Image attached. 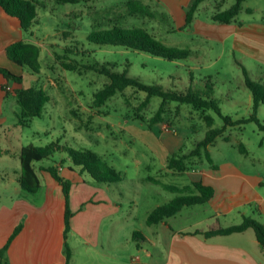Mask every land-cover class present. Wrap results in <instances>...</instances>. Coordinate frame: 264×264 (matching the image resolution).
I'll return each mask as SVG.
<instances>
[{
    "label": "rangeland",
    "instance_id": "obj_1",
    "mask_svg": "<svg viewBox=\"0 0 264 264\" xmlns=\"http://www.w3.org/2000/svg\"><path fill=\"white\" fill-rule=\"evenodd\" d=\"M39 1L40 22L34 27L33 39L43 46L42 71L39 75L24 67L26 71L39 76L38 81L27 84L26 78L25 83L44 87L52 99L46 104L41 117H35L29 125L16 129V142L20 146L22 143L46 145L60 141L75 148H90L99 152L123 172L122 180L111 183L110 194L113 195L116 191L119 198L135 201L130 202V206L137 209L138 213L135 225L138 229L147 231L148 227L144 222L146 207L168 202L176 193L158 186L155 188L160 189L151 192L152 184L144 178L152 176L163 183L180 186L189 184L190 174H163L168 158L164 155V162L161 161L153 149L154 143L148 142L144 133L152 131L159 135L162 131L177 130L175 136L180 145L176 153L179 155L192 151L197 142L205 137L209 129L205 120L206 113L214 117V127H223L224 119L212 109L203 113L189 104L168 102L164 107V121L158 122L151 129L149 121L133 117L138 112L150 120L158 111L162 99L154 96L143 106L147 93L131 87L117 93L105 105L97 107L94 103L95 94L105 87L109 78L84 67L81 68V73L64 69L55 58L54 49L61 51L62 46L71 43L72 36L63 37V33L69 31L76 39L85 42V47L79 46L81 50L78 56L82 61H89L94 57L101 63L114 64L116 70L128 69L131 76L146 83L160 84L179 91H185L189 87L203 89L208 84L213 87L224 113L231 114L234 118L246 117L253 112L252 105L249 106L253 101L250 102L252 92L246 85L243 68L249 70L251 78L264 83V62L248 50L235 45V31L237 24L241 22L264 23V0H246L244 10L228 24L220 23L212 16L219 10L230 8L236 0H204L190 26L177 22L165 0H143L154 13L144 16L129 15L128 0H81L78 3ZM116 20L125 26L145 27L168 45L190 48L192 55L188 59L169 60L145 51L100 45L87 39L90 31L109 27ZM253 41L263 44L261 47L264 48V40ZM256 47L260 48L258 45ZM85 48L93 50L91 57L86 56L83 51ZM258 116L264 122V104L259 107ZM210 151L214 163L225 169H239L245 174L247 184L256 179L255 189L264 195V131L255 121L227 126L224 134L210 145ZM201 154L186 159L191 168L187 171L198 167V170L215 172L204 150ZM63 156H67V153L57 152L51 159L36 162L41 177L48 174L40 170L41 165L53 164L55 160L60 162ZM64 164L72 165V162ZM87 176L92 178L88 173ZM108 184L105 183V186ZM240 187L241 184L237 185L238 189ZM258 205L260 203L257 197H254L251 203L235 208L221 220L229 225L241 223V212H246V215L264 223V212ZM195 211L188 216L189 220L196 221L207 215L202 206H197ZM247 232L255 237L254 228ZM261 248L264 250V247Z\"/></svg>",
    "mask_w": 264,
    "mask_h": 264
},
{
    "label": "crops",
    "instance_id": "obj_2",
    "mask_svg": "<svg viewBox=\"0 0 264 264\" xmlns=\"http://www.w3.org/2000/svg\"><path fill=\"white\" fill-rule=\"evenodd\" d=\"M191 1L165 0L180 25L185 23L186 9ZM237 25L235 45L248 50L264 62L263 44L253 41L264 40V23L241 22ZM34 35L35 33H26L22 29L17 17L0 8V67L24 77L23 83L19 84L8 80L0 72V248L5 246L17 226L23 225L8 248L10 264H67L66 242L72 250L71 264H264L263 246L260 245L256 232L255 237L247 234L250 228L228 235L207 237L203 233L213 225L231 226L223 223L221 218L228 216L235 208L251 203L254 197H257L260 203L258 207L264 212V195L255 189L257 180L252 179L247 184L245 174L235 167L225 169L214 163L218 166L214 168L211 164L215 172L198 170V167L185 171L190 174L189 184L201 180L212 185L215 189L213 198L204 204L184 206L179 212L166 218V222L151 225L147 222L150 212L167 202L146 207L144 222L147 224V231L138 229L135 225L137 209L130 206V202L135 201L119 198L114 190L111 195V183L105 186V183L88 178L87 172L71 165L58 163L60 174L72 183L68 198L63 186L43 169L42 172L48 174L41 177L42 187L39 191L32 195L22 189L19 183V155L24 144L18 146L16 142V129L22 125L19 123L21 109L14 91L18 87H30L27 84L38 81L39 76L13 62L8 57L7 47L22 39L38 42L42 46L33 39ZM252 101L253 95L250 102ZM250 104L253 107V103H249V106ZM175 132L162 131L159 135L152 131L144 133L147 141L154 143L153 149L161 161L162 156L166 155L168 158L179 148ZM68 161L70 160L66 162ZM47 166L49 165H43ZM162 171L168 176L186 174L168 167ZM144 180L151 182V192L160 189L155 188L156 186L168 189L159 178L148 176ZM239 184L240 189L237 188ZM174 193L177 195V192ZM197 206H202L207 215L196 221L189 220L188 216L196 212ZM68 211L71 217L66 238ZM241 214L243 221L245 217H250L246 212ZM136 231H139L137 236Z\"/></svg>",
    "mask_w": 264,
    "mask_h": 264
},
{
    "label": "trees",
    "instance_id": "obj_3",
    "mask_svg": "<svg viewBox=\"0 0 264 264\" xmlns=\"http://www.w3.org/2000/svg\"><path fill=\"white\" fill-rule=\"evenodd\" d=\"M58 3H78L81 0H56ZM204 0H192L186 9V18L184 26H190L196 17V12ZM246 0H236V2L226 10H219L212 16L214 20L220 23H231L244 10ZM41 5L39 0H0V8L8 14L19 19L22 29L26 33H35L34 27L39 24L38 6ZM127 10L129 15H153L151 7L141 0H128ZM183 26V27H184ZM72 36L70 44L62 46V50L54 49L55 58L66 70L82 72L84 67L96 71L109 78L108 83L95 94L94 103L97 107L105 105L110 98L119 92H124L129 87L138 91L147 93L142 105L149 103L154 96L161 97V105L156 114L147 120L143 114L135 113L134 119H141L148 122L149 128L161 121H164L165 105L168 102H177L179 104H189L194 108L206 113L208 110H214L225 121L223 127H214V117L210 114L205 115V120L209 129L203 139L199 140L196 147L189 153H173L168 157L167 167L179 173L191 169L190 164L186 163L187 158L194 155H202L204 150L207 159L214 168L211 155L210 145L214 143L217 137L224 134L227 126L242 125L250 121H255L261 130L264 131V122L258 116V110L264 104V84L252 79L247 69L244 67L246 85L250 88L253 95V112L249 116L234 118L231 114H226L214 93L213 87L206 84L203 89H194L189 87L185 91L165 88L160 84H150L141 79L131 76L128 69L124 71L116 70L115 65L110 62L101 63L94 59L82 61L78 56L81 47L85 42L76 39L74 34L69 31L63 33V37ZM87 39L100 45L123 46L126 48L145 51L150 54L163 57L169 60L188 59L192 55V50L186 47L172 46L164 43L154 36L152 32L142 26H125L117 20L109 27L94 29L87 35ZM59 46V44H57ZM85 47V46H84ZM42 46L38 42L19 40L7 47L8 57L20 66L28 68L32 73L39 74L42 71ZM86 49V51H85ZM83 51L86 56L91 57L93 50L85 48ZM82 51V54L84 52ZM84 54V55H85ZM8 80H14L23 83V75H18L10 69L0 67ZM206 87V88H205ZM9 92V91H7ZM16 100L20 106L19 123L22 126L29 125L33 118L41 117L44 113L46 104L52 99L51 95L44 87L31 85L30 87H18L14 91ZM57 152H66L67 156L56 161L47 167L40 166V170L48 171L62 186L66 197H69L72 183L69 179L60 174L58 163L64 164L67 160L72 162L71 167L79 168L83 172L89 173L97 182L114 183L122 180L123 172L118 170L113 164L109 163L103 155L90 148H75L60 141H53L46 145L26 144L20 150L21 173L19 183L22 189L30 193H36L42 187V178L36 167V162L44 159H51ZM168 189L177 192L176 197L171 201L156 207L148 216V224L166 222V218L179 212L184 206L204 204L209 202L214 194L215 189L212 185L203 183V181H194L192 184L185 186L164 184ZM193 190V192H191ZM71 213L66 214V238L69 231ZM22 224L18 225L8 242L0 248V264H10L7 255L8 248L15 236L22 229ZM248 228H254L257 239L264 247V224L252 217H245L241 224H235L227 227L213 225L209 230L204 231V235H228L235 232H243ZM139 231H136V236ZM67 264H71L72 250L66 242Z\"/></svg>",
    "mask_w": 264,
    "mask_h": 264
},
{
    "label": "built area",
    "instance_id": "obj_4",
    "mask_svg": "<svg viewBox=\"0 0 264 264\" xmlns=\"http://www.w3.org/2000/svg\"><path fill=\"white\" fill-rule=\"evenodd\" d=\"M10 89V88H9Z\"/></svg>",
    "mask_w": 264,
    "mask_h": 264
}]
</instances>
